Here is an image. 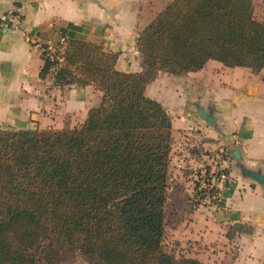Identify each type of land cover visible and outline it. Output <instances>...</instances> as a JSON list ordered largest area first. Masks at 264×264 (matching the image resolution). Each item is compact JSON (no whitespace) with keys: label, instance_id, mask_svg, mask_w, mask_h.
Masks as SVG:
<instances>
[{"label":"trees","instance_id":"16d2710c","mask_svg":"<svg viewBox=\"0 0 264 264\" xmlns=\"http://www.w3.org/2000/svg\"><path fill=\"white\" fill-rule=\"evenodd\" d=\"M136 49L144 65L172 75L208 60L259 72L264 23L252 0H171ZM117 57L64 38L53 84H91L99 104L72 129L0 128V264H54L56 250L94 264H202L164 249L171 118L137 73L115 68ZM42 59L40 78L54 65ZM40 234L47 246L30 253Z\"/></svg>","mask_w":264,"mask_h":264},{"label":"crops","instance_id":"0c3cea01","mask_svg":"<svg viewBox=\"0 0 264 264\" xmlns=\"http://www.w3.org/2000/svg\"><path fill=\"white\" fill-rule=\"evenodd\" d=\"M170 1L0 0V21L21 16L19 29L0 27V128L72 129L99 104L102 93L91 84L55 86L51 70L39 77L45 44L77 38L117 52L115 68L137 73L145 94L171 118L169 174L173 169V175L190 178L210 165L217 150L230 155L224 167L232 188L218 202L204 199L191 207L192 179L181 191L186 257L202 264H264L263 189L243 174H264V65L252 72L208 60L200 70L179 75L144 65L137 36ZM252 2L255 18L264 23V0ZM197 105L211 115V125L199 117Z\"/></svg>","mask_w":264,"mask_h":264},{"label":"rangeland","instance_id":"374dc122","mask_svg":"<svg viewBox=\"0 0 264 264\" xmlns=\"http://www.w3.org/2000/svg\"><path fill=\"white\" fill-rule=\"evenodd\" d=\"M170 172L172 174L173 169ZM198 173V170L192 172V177H188V179L187 177H184L185 175H182V173L175 172L174 175L170 174L171 179L168 181L163 246L167 252L173 254L177 259L186 257L187 254L190 253L189 245H187V241H184L183 239V224H181V222L184 220L183 216L185 215V211L183 210L184 194L181 193V191L186 187L185 184L187 181L191 179L193 180L195 188ZM204 199V197L201 198V200ZM207 199L215 203L217 202L211 198ZM194 202L199 203L200 201L195 200L193 193V196L189 201L191 207L196 206ZM178 214H182L183 216L180 218ZM47 244L46 238L40 234L37 245L30 249L29 252L38 254V251L46 247ZM53 256L57 258V261L54 264H94L78 251L56 250L54 251V254L48 258H53Z\"/></svg>","mask_w":264,"mask_h":264},{"label":"built area","instance_id":"2783aa9c","mask_svg":"<svg viewBox=\"0 0 264 264\" xmlns=\"http://www.w3.org/2000/svg\"><path fill=\"white\" fill-rule=\"evenodd\" d=\"M21 16L18 13L6 15L0 21V27L10 30L20 28ZM64 38L57 43H47L42 48V53L45 54L50 61L54 63L51 68L54 75L56 68L63 63ZM230 155L225 149L217 150L210 156V165L202 168L195 183V200L201 201V198H211L218 202L221 198V193L230 183L228 174L224 164L229 159Z\"/></svg>","mask_w":264,"mask_h":264},{"label":"water","instance_id":"95a60500","mask_svg":"<svg viewBox=\"0 0 264 264\" xmlns=\"http://www.w3.org/2000/svg\"><path fill=\"white\" fill-rule=\"evenodd\" d=\"M196 109L201 119L205 120L210 125L213 123V118L211 117V115L206 114L198 105ZM233 155L235 158L239 157L237 151H234ZM243 174L248 178L252 179L253 181H255L256 183H258L259 185H261L263 189V197H264V174L251 169H243Z\"/></svg>","mask_w":264,"mask_h":264}]
</instances>
